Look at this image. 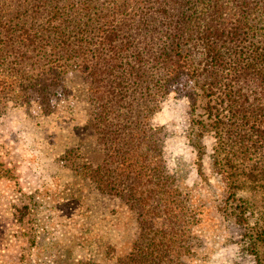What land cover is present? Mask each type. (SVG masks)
<instances>
[{"label": "trees", "instance_id": "1", "mask_svg": "<svg viewBox=\"0 0 264 264\" xmlns=\"http://www.w3.org/2000/svg\"><path fill=\"white\" fill-rule=\"evenodd\" d=\"M72 65L90 78L86 127L101 146L83 175L138 211V236L113 264H186L189 248L153 231L135 200L146 178L145 199L175 207L151 117L170 83L189 77L226 103L224 119L207 110L216 153L254 155L264 180V0H0V82L45 93Z\"/></svg>", "mask_w": 264, "mask_h": 264}, {"label": "rangeland", "instance_id": "2", "mask_svg": "<svg viewBox=\"0 0 264 264\" xmlns=\"http://www.w3.org/2000/svg\"><path fill=\"white\" fill-rule=\"evenodd\" d=\"M89 83L76 65L60 69L45 93L0 82V264H113L138 236L135 206L83 175L101 147L86 127L95 111ZM219 96L186 76L170 83L150 122L175 207L160 196L148 202L146 178L135 200L153 231L189 248L186 264H264V180L251 169L254 155L216 153L207 110L224 119ZM222 165L231 177L220 174Z\"/></svg>", "mask_w": 264, "mask_h": 264}]
</instances>
